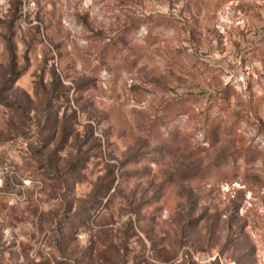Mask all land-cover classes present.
<instances>
[{"label":"rangeland","instance_id":"rangeland-1","mask_svg":"<svg viewBox=\"0 0 264 264\" xmlns=\"http://www.w3.org/2000/svg\"><path fill=\"white\" fill-rule=\"evenodd\" d=\"M0 264H264V0H0Z\"/></svg>","mask_w":264,"mask_h":264}]
</instances>
